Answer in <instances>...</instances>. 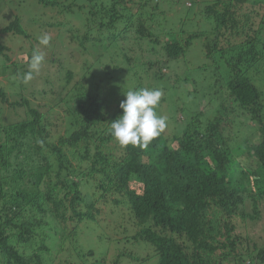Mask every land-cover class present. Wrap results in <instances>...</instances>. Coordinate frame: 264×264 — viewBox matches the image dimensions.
<instances>
[{"label":"trees","instance_id":"1","mask_svg":"<svg viewBox=\"0 0 264 264\" xmlns=\"http://www.w3.org/2000/svg\"><path fill=\"white\" fill-rule=\"evenodd\" d=\"M191 1L198 4L199 9L195 12L199 16L196 28H189L193 23L186 13L178 19L184 27L168 28L157 23L152 16L165 15L160 2L167 3V0H37L42 14L47 15V19L41 18L43 25L46 21L51 22L48 25L57 26V39L64 34L61 44L74 43L82 57L89 49L96 51L98 47L100 52L95 59L84 58L85 64L93 66L106 57L108 62L103 66H111L114 73L100 74L101 67L98 68L97 77L92 79L97 90L95 96L91 95L94 90L89 85L84 93L77 90L69 94L71 87L68 89L69 93L62 97H68L65 120L71 123L57 138H53L48 119L43 118L44 113L38 106H31L23 97L10 101L0 86V104L10 108L27 107L24 119L0 121V133H3L0 134V173L14 168L13 175L0 178V210L4 218L10 212L20 216L23 210L30 211L34 206L39 215L55 214L65 223L58 231L61 237L67 222L77 226L98 223L94 221L102 205L123 202L134 218L133 224L128 226L132 230L130 236L125 230L127 227L121 224L124 240L145 243L152 248V253L140 258L131 252L119 253L118 249L112 264L127 258L138 264L152 257L156 258V264H264V245L249 236L247 226V221L252 225L260 219L264 206V0ZM186 5L187 9L193 6ZM145 12L151 16L143 18ZM73 16L81 28L72 24ZM208 28L214 36L219 34L216 38L222 35L230 42L232 35L240 42L237 49L229 50L237 43L224 47V63L229 68L214 75V80L203 81L205 69L210 65L207 60L212 66L215 63L218 71L216 60L222 57L215 46L206 41L202 42L205 63L193 66L189 61L193 41L212 35ZM9 31L26 35L18 17L0 28V32ZM109 45L112 50L106 56L103 52L110 49ZM34 49L31 44L27 64ZM134 51L146 53L148 64H158L154 81H162L164 85L169 82V77L159 74L161 67L166 66L178 72L172 80L174 84L182 85L185 90H189L191 84L192 91L185 93L190 103L198 105L208 97L209 102L216 101L217 112L223 116H228L229 112L240 115L242 121L237 123V131L240 130V137L242 133L246 135L241 139H237L238 133L222 137L221 115L208 119L207 114L194 110L192 105L180 108L173 105L174 113L170 118L179 129L172 135L166 136L163 132L146 148L120 145L108 130L112 120L123 112L120 103L126 99L125 92L151 85L142 83L148 73L135 69H142L146 58L131 59ZM8 53L9 48L0 44V55L10 60ZM69 58L73 59V54H69ZM136 59L141 63L135 62ZM60 67L61 71H67L71 82L75 75L71 67ZM132 69L135 74L129 77ZM22 70L13 69L12 75L16 73L22 79V73L27 71ZM249 71L260 72L262 85L256 82V77H249ZM197 78L206 83L198 82ZM195 83L201 85L200 91L196 90ZM173 86L168 84L166 89L175 91ZM85 97L90 99L92 108H85ZM60 102L57 99L56 104ZM104 103L114 107L111 116L98 114ZM229 106L231 111H228ZM178 112L185 116L177 118ZM245 119L251 120L257 136L254 132L247 136L254 129L244 124ZM167 125L169 127L168 122ZM237 148L243 150L238 152ZM244 152L247 157L255 158L257 164L253 168L241 159ZM45 177L51 180L44 192H39ZM259 180L263 185L256 184ZM4 187L10 191L7 199L2 193ZM40 219L13 224L16 233L12 236L22 243L28 242L35 236L32 228L39 229L43 217ZM4 222L11 225L12 219L6 217ZM75 233L70 235L74 237ZM11 234L0 227V254L6 257L2 264H28L19 249L8 241ZM97 236L101 239L104 235ZM39 248L47 249L43 240ZM72 252L84 263L85 258L94 255L92 248L85 253L75 248ZM37 258L41 261L39 255ZM104 261L102 257L91 264H105Z\"/></svg>","mask_w":264,"mask_h":264},{"label":"rangeland","instance_id":"2","mask_svg":"<svg viewBox=\"0 0 264 264\" xmlns=\"http://www.w3.org/2000/svg\"><path fill=\"white\" fill-rule=\"evenodd\" d=\"M62 1V0H60ZM188 1V2H187ZM187 2V3H184ZM168 3V4H167ZM166 2H160L161 8L164 10L165 15L161 14H154L152 17L155 19V21L162 26H166L168 28H178L184 25H182V22L178 19L183 15V13H186L189 15L190 21L193 23L189 26L196 28L197 27V21H199V16L195 14L196 11H199L198 4H193L191 0H167ZM177 3V4H175ZM186 4L188 6L193 5L191 8L187 9ZM149 11V10H148ZM144 13V10H143ZM200 14V13H199ZM42 16L47 19V15L42 14V8L39 7L37 0H0V28L7 25L12 19L14 20L15 17H18L19 19V25L23 30L25 31L26 35H19L13 32H0V44H3L9 48V57L10 60H6L4 55H0V86L4 88V91L7 93L8 98L10 101L13 99L21 100V98H27L31 104V106H38L40 111L43 112V118L48 119V129H50L54 133V137L57 138V136L65 133L63 131V128L68 124L71 123L68 119L65 120V114H66V105L65 101L68 97H62L66 92L69 93L68 89L70 88L69 94H74L77 90H80V92L84 93L87 91L88 85L95 91H92L91 95L95 96V93H97V90L93 83V78L97 77L98 68L100 70V74H103V72H108L109 74H113L114 70L111 66H103L107 64L108 59L106 61V57L102 59V62H95L93 66H87L84 62V58H88L91 60H94L96 57V54L100 52V49L97 47L96 51L94 49H89L87 51L86 55L82 57V53L79 52L76 45L74 43H66L63 42L60 43V38L64 35H61L60 38L57 39V36L59 34V30L57 26L54 25H48L51 22H46L43 25V19ZM151 14H147L145 12L143 18L150 17ZM203 23V22H202ZM72 24L77 26L78 28H81V24L78 21L76 17L73 16ZM154 25H157L154 23ZM209 29V33H212L210 37H205V39H196L193 41V44L190 47V56L189 61L192 63L193 66H199L202 63H205L204 58V49L202 48V42L209 43L211 46H215L214 48L217 49L218 53H221L222 57L218 58L216 60V63L219 65L218 71L211 65V61L207 62L210 64L209 67H206L205 75H203L202 80L208 81L210 78L214 80V75L217 76L218 72L223 73L225 70L223 68H229L226 63H224V51L226 46H229L230 44L237 43L236 46L229 48V50L237 49L239 46V40L234 38L232 35H230V42H227L226 38H223L222 35L216 38L219 34H216L214 36V32H212ZM63 30V29H62ZM79 34H81V31H78ZM157 33V31H154ZM49 34L51 36V41L48 46H43L39 44L38 37L43 34ZM64 33V32H63ZM159 35L162 37L163 34L159 33ZM66 37H64L65 39ZM126 45L128 44L127 41L123 42ZM31 44L35 46V49H39L42 51L45 55V61L44 66L41 67V70L38 74H34L33 79L27 83L23 81L16 73L12 75L13 69L18 70H29V63H26L27 54L29 53V48L31 47ZM109 48L105 53L106 56L109 54L111 49V45H109ZM29 50V51H28ZM83 52V51H82ZM236 52V51H232ZM216 53V52H215ZM69 54H73L74 58H69ZM141 54V56H140ZM146 53H141L138 51H134V53L131 54V59H134L135 57H142L146 58ZM32 55V54H30ZM216 55H218L216 53ZM219 56H216V58ZM61 59V60H60ZM142 60V59H141ZM60 61V62H59ZM138 61L141 63L140 60H135V62ZM149 61L148 58L143 60V67L142 69L139 67H136L135 69L138 72L145 74L144 79H142V83H150L149 89H157L154 87V85L160 84V89L163 93L162 98L164 100L160 101V104L156 111L158 110L159 115H164L167 117V122L169 124V127L167 125V130L164 131L166 136L172 135L175 131V129H179L178 124L176 125L170 116L173 115L172 106L175 105V107L180 108L184 107L186 105H192L194 110L201 111L207 114L208 119H213L215 115H221L222 120L221 126H222V137L226 136L228 134L237 135V139H241L243 135H246V133H242L240 137V130L237 131V123L242 121V118L237 113L233 112L232 114L229 112L228 116L223 114H220L217 112L219 109L218 104H216V101L214 103L209 102V98H203L200 100V103L196 105L195 103H190L191 99L185 98V93L187 91H192L193 87L192 85H188L189 90H185L182 85L177 86V84H174L172 80L176 76L178 72H175V70H172V67L168 69L166 66L161 67V72L159 74H163L166 77H169V82L167 84H163L162 81H154V73H158V64L151 65V64H145V62ZM14 62H17L18 64L24 63L25 65H17ZM134 61H132L133 63ZM207 63V64H208ZM65 67H71L72 71L74 72V78L70 82L67 78V71H61V65ZM127 64V63H125ZM16 65V66H15ZM133 65V64H132ZM131 65V66H132ZM135 65V63H134ZM133 65V66H134ZM25 66V67H22ZM160 66V65H159ZM149 67V68H148ZM97 68V69H96ZM173 68H176L174 66ZM22 70V71H23ZM144 70V71H143ZM213 70L214 73L211 71ZM27 71L23 72L24 75ZM249 71V77L251 79H254L253 77H256V82L259 85H262L259 81V71L256 73H250ZM135 71L132 69L130 71V75H134ZM158 74V76H159ZM213 74V76L211 75ZM182 75V73H181ZM136 76V75H135ZM135 78V77H134ZM209 78V79H208ZM263 79V77H262ZM261 79V80H262ZM133 80H136L133 79ZM197 81L205 84L206 82H201L200 80ZM210 81V80H209ZM168 84L175 85L173 86L175 91L170 90L168 91L167 86ZM162 85V86H161ZM103 86V85H102ZM101 86V88H102ZM195 88L197 91H200L201 85L195 83ZM101 88L99 91H101ZM167 88V89H166ZM200 89V90H199ZM98 91V94H99ZM225 91V90H224ZM226 92V91H225ZM68 94V95H69ZM62 98V99H61ZM97 98V97H96ZM100 97L98 96L97 99ZM161 98V99H162ZM57 99L61 100L60 104L57 105L56 101ZM84 101L86 103V109L92 108L93 106H90L91 101L89 98H84ZM110 101V100H107ZM55 102V103H54ZM50 106V108H49ZM48 107V108H47ZM84 107V106H83ZM114 109V107H112ZM111 107L108 106L107 103H104L101 108L99 109L98 114L111 116L113 114V110ZM208 108H212L209 110ZM231 107H228V111H231ZM27 115V107L26 105L23 106H17L16 108H10L6 104H0V121L3 122H14L18 120H22ZM176 115V114H175ZM177 118H183L185 114L182 112L177 113ZM73 119V117H72ZM71 119V121H72ZM244 124L246 125H252V128L254 129L251 133H247V136H250L253 132L257 129H255L253 123L249 119L243 120ZM176 125V126H175ZM241 128V127H240ZM0 134H3L2 132ZM257 136V132L255 133ZM254 139H257L255 137ZM231 142V141H230ZM238 149V152H241L243 148ZM246 152L241 154V159L245 160L247 165H249L251 168H253L257 162L253 156L247 157L245 154ZM21 157V156H20ZM13 155H11L10 159L12 160ZM13 169L10 168L7 171H1L0 178H8L11 175H13ZM45 183L40 186L39 192H44L45 188L48 187L46 184L50 180L45 177L44 178ZM26 178L24 179V181ZM257 185H263V181L259 180L256 182ZM255 188V186H254ZM6 187L2 189V193L5 194L6 199L8 197V193L10 191L5 190ZM109 198V197H108ZM44 198H42V201ZM2 205V201L0 200V207ZM249 210V208H248ZM261 216L258 221H255L251 225V221H247L249 236L253 238L254 241H259L260 244L264 245V206L263 209L261 207ZM113 211V212H112ZM40 213L36 207L33 206V208L29 210H23L20 216H14L13 213H9L6 217L8 219H12L11 225H6L4 222V214L2 210H0V227L4 229L5 233H12L10 239L8 240L10 244L14 245L16 248L19 249L22 256L24 257L25 261H27L28 264H91L96 259L104 258L105 264H112L113 256L116 255V251L119 249V253L124 251V253H133L137 257H145L148 256L150 253H152V248L142 243L138 240L131 239V241H125L124 239V231L122 230V222L125 225V228L127 227V233L130 236L132 234V230L130 226L133 224L134 218H132V214L130 212V208L127 204H124L123 202H119L118 204L112 203L111 205H102V207L99 208V214L96 215V219L93 223L90 224L88 222L82 223L80 225H74L71 223L69 225V222L66 223V228L64 229L63 234L61 237L59 236L58 231L61 229L62 220H59L58 217H56L55 214H47L45 215L38 214ZM3 216V217H2ZM41 217H43V221L39 227V229L35 226L32 228L35 232L34 237H30L31 239L26 242L22 243L18 240L17 237L12 236L14 233H16V229L13 228V224H16L20 221L24 220H37L41 221ZM123 220V221H122ZM127 225H126V224ZM86 226L87 228H83L82 226ZM95 225V227H94ZM76 232L75 236H71V232ZM14 232V233H13ZM37 232V233H36ZM102 234L101 239H98V234ZM125 232V234H127ZM43 240L44 246L47 249L40 250L39 245L40 242ZM117 240V241H116ZM116 247H119L116 249ZM81 250L83 253H85L88 249H94V255L93 257L87 259L85 258V263L79 259L78 257H75L73 255V249ZM102 252V253H101ZM128 252V253H127ZM3 254V253H2ZM0 254V264L3 263L2 259L4 258L3 255ZM37 255H39L41 258V261H38ZM130 255H128L129 257ZM119 264H134L133 261H129V259H125V261L119 262ZM137 264V263H136ZM138 264H156V258L152 257L151 259L147 260L146 262H140Z\"/></svg>","mask_w":264,"mask_h":264},{"label":"clouds","instance_id":"3","mask_svg":"<svg viewBox=\"0 0 264 264\" xmlns=\"http://www.w3.org/2000/svg\"><path fill=\"white\" fill-rule=\"evenodd\" d=\"M51 36L47 33L38 37L40 45L48 46ZM45 61V55L34 49L29 61V70L23 75L25 83L38 74ZM126 99L120 103L122 114L112 120L109 134L122 146H140L146 148L151 141L159 137L167 128V117L156 111L163 93L160 89L141 88L125 92Z\"/></svg>","mask_w":264,"mask_h":264}]
</instances>
